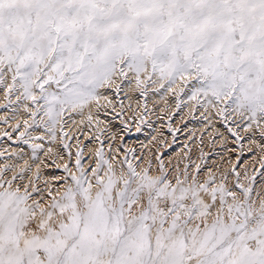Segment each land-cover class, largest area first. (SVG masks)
Listing matches in <instances>:
<instances>
[{"label":"snow or ice","instance_id":"obj_1","mask_svg":"<svg viewBox=\"0 0 264 264\" xmlns=\"http://www.w3.org/2000/svg\"><path fill=\"white\" fill-rule=\"evenodd\" d=\"M9 74L53 140L65 111L110 103L102 90L129 75L142 95L192 84L190 99L231 106L264 138V0H0V84ZM96 155L89 177L78 152L47 204L31 182L13 186L24 169L0 179V264H264V199L238 173L234 191L226 176L173 182L163 163L151 175L127 158L117 175Z\"/></svg>","mask_w":264,"mask_h":264},{"label":"rangeland","instance_id":"obj_2","mask_svg":"<svg viewBox=\"0 0 264 264\" xmlns=\"http://www.w3.org/2000/svg\"><path fill=\"white\" fill-rule=\"evenodd\" d=\"M5 81L6 83L0 84V93L2 95L0 104L2 108L6 109L10 107V105L14 106L15 110L9 111L10 113L14 111L15 114L9 115V118L14 119V123L6 122V117L4 116L0 117V124H3L2 127L4 128V130H0V163H2L0 164V169H9L0 173V179H11L14 174H18L24 169L23 181L22 179H17L14 182L15 186L20 185L23 190V186L29 185L31 182L29 191L31 192L33 188L37 190L33 192V196H36L38 193H40V196L43 192V196L50 199L48 196L49 189L54 191L53 194H56L59 192V185H61V183L62 185L64 184L65 187L70 183L68 179L70 172L69 167H76V163L70 160L68 162L58 163L56 151L49 147L48 144L45 145V148L42 147V149L36 153L38 159L33 158V142L29 140L33 141L36 136L33 135L32 132L36 129L43 130V135L40 136L37 134V137H43L39 139V141L42 140L43 143H46L51 138L50 134L46 131L45 127L39 123L40 117L36 118L38 121L37 124H32L30 112L34 110L35 106L32 105L31 101H18L17 97L20 95L19 91H13L11 94L8 93L7 84H11L12 82L10 74L5 77ZM149 85L145 95H142L140 90L136 87L134 89V94L140 98L141 106H143L142 108L140 104H135L136 106H134V103H132V100L129 99L128 96L127 98L129 100L126 106L122 107L128 125L124 126L121 123V127H126L125 129L127 131H124L125 135L129 134L126 135L125 138H121V134L119 135L121 139H118V145L120 147L119 149L123 151L122 154L117 155H120L119 159L111 157V154H113L111 149L103 151L105 159L106 157H110L112 161L115 159L113 164L117 167L118 175L122 169H127V165L121 163L127 158L130 163L136 166L137 171H141L150 165L151 175H159L160 165L163 163L164 171L168 173L169 179H172L173 182L174 177L177 174H182L185 169H187L190 175H198V179L201 182H203L209 174L215 175L218 182L224 180L226 176L227 180L224 182L232 190L238 191V189L233 187L236 183L238 173L240 182L251 186L252 199L257 201V203L259 200L264 199V138L261 136V128L256 127L255 124H253L251 128H247L246 125L248 122L241 119L233 112L231 106H229L227 112H222L221 110L224 108L223 103L206 105L202 96L195 100L190 99L192 95V84H189L183 91H179L178 86H175L171 91L160 90L161 92L155 90L158 87L157 85ZM120 87H122V84H120ZM25 105H27V108H25ZM127 110L130 113L128 112V114H126ZM151 111L152 113L159 111V115L163 116L160 118L163 122L161 126H159V133L157 135L154 134V132L150 133L145 139L146 142H139L137 140H140L146 135L144 134V130L151 129L145 126L147 124L146 121H150V118L154 117L150 116L152 114ZM71 113L70 111L69 113L65 111L66 116L72 115ZM64 115L60 123H58L62 127H56V137H59L58 140L60 141L58 147L66 151L67 154L70 153L72 142H75L78 144V146H76V152L78 153L82 147L85 148V145H79V141H75L73 138L77 137V140H79L82 137V135H80L81 129L76 128L72 131V134H67V125L63 126L64 122H62ZM13 116L15 117L13 118ZM118 116L121 115L118 114ZM141 116L144 117L142 118ZM208 116L210 119L211 116L215 117V119L218 118L216 119L217 125L221 127L222 130L224 129L226 131V135L221 134V130H217L214 125H211L210 121L212 119L210 120L207 118ZM138 117L142 119H138ZM204 117L205 119H203ZM25 121L28 122V125L32 126L26 127ZM134 123H137V127L133 126ZM195 123H201L200 125H203V127L199 128V126L197 127L196 125L195 127ZM18 124L19 127L17 128ZM154 125L155 124H153V126ZM58 132L60 133L58 134ZM24 133L27 134L24 135L23 139H20L21 134ZM7 139L13 144H27L30 154L16 156L14 154H8V152L4 150L6 147H3ZM123 139L134 140L131 141V143L129 142L125 148L123 145L125 140ZM33 144L38 143L34 142ZM65 145H67V147H65ZM49 149H51V151H49ZM86 153L81 157V163L89 158V154ZM2 154L4 156H2ZM26 159H28L29 163L25 166L22 163ZM33 162L39 163L41 169L33 170ZM46 162H49V166H45ZM97 162L98 157L96 155V157H92L86 166L83 167L87 171L89 177L92 176V169L96 167ZM65 165H67L68 171H65ZM197 165L200 166L198 174ZM29 168L30 170H28ZM37 172L39 173V178L36 176ZM50 172L51 174L53 173V175H51ZM31 173L32 175H30ZM207 173L208 175H206ZM75 174H78V169ZM181 178L183 177L181 176ZM22 183L24 184L21 185ZM38 187H42L43 189H39ZM39 196H37V200L44 201V197L39 198ZM48 201L49 200H47V203Z\"/></svg>","mask_w":264,"mask_h":264},{"label":"bare ground","instance_id":"obj_3","mask_svg":"<svg viewBox=\"0 0 264 264\" xmlns=\"http://www.w3.org/2000/svg\"><path fill=\"white\" fill-rule=\"evenodd\" d=\"M116 84H120L119 83V79H117L115 81ZM151 84V83H150ZM8 85V84H7ZM150 86V85H149ZM155 86V85H154ZM135 82H134V77H132L131 75H129V78L128 80L124 81V83L122 84V87H121V91L119 93H117L115 91V88H113L111 91H104L102 90L103 94L105 96L108 97V101H101V104L99 107H97L95 104L91 105V106H87L83 109V112L80 113V112H72L70 116H66V114L64 115V118L62 119V122H64L63 126H66L67 125V134H72V131H74V129L76 128H80L81 129V133L80 135H82V137L77 140V137H74L73 140L75 141H79V145H85V148H81L79 153H81V157L83 156L84 153L86 154H89V158L85 161V162H82V167L86 166V164L91 160L92 157H96V153L99 150H103V151H107V150H110L111 149V152L113 154H111V157H114L115 159H119L120 155L117 156L118 154H122L123 151H121L119 148V145H118V139H121V138H125L126 135L128 134H124L127 130L125 129L126 127H121V125L123 124L124 126H127L128 123L127 122V119H126V115L123 114V110H122V107L126 106V103L129 99L132 100V103H134V106L136 105H139L141 106V102H140V98L139 96L137 97L135 94H134V89H135ZM150 88V87H149ZM175 88V87H174ZM179 88V86H178ZM151 90V89H150ZM153 90V89H152ZM148 91V90H147ZM152 92V91H151ZM150 92V93H151ZM161 92V91H160ZM159 92V93H160ZM137 93V92H135ZM153 93V92H152ZM155 93V92H154ZM157 93V92H156ZM140 94V93H139ZM128 96V98H127ZM141 96V95H140ZM2 95L0 93V100L2 99L1 98ZM130 100V101H131ZM2 101V100H1ZM162 102V101H161ZM136 104V105H135ZM131 105V104H130ZM2 105L0 104V117L4 116L6 117L5 120L6 122H9V123H14V119H11L9 118V115L10 114H15L14 111H12L10 113L9 110H15V107L14 106H11L8 107L7 109L6 108H2L1 107ZM128 106V105H127ZM133 106V105H132ZM143 106H141L142 108ZM149 107V106H148ZM146 108V107H144ZM125 109V108H124ZM151 109V108H150ZM164 109V108H163ZM129 110V109H128ZM127 110V113L128 114V111ZM160 110V108H159ZM162 110V109H161ZM210 111V110H209ZM126 112V111H124ZM154 112V111H153ZM69 113V111H68ZM130 113V112H129ZM147 113V112H146ZM152 113V111H151ZM89 114L92 115L93 119L91 121V123H89L88 121V116ZM118 114H120L121 116H118ZM138 114V113H137ZM160 112L157 111L156 113H152L150 116H154V117H151L150 118V121H146L147 124L145 125L146 127L148 128H151L150 130L149 129H146L144 130V134L145 137L141 138L140 140H137L139 142H146L145 139L146 137L148 136V134L150 133H153L154 134H158L159 132V126H161L162 124V120L160 119L161 117L163 116H160L159 115ZM139 115V114H138ZM212 115V114H211ZM218 115V114H217ZM213 116V115H212ZM211 116V119L209 118V116L207 118H209L211 121V125H214V127L217 128V130H221V134H224L226 135V131L223 129H221V127H219L217 125V121L215 117H212ZM15 116H13L14 118ZM130 117V116H129ZM142 117V116H141ZM144 117V116H143ZM142 117V118H143ZM147 117V116H146ZM200 117V116H199ZM206 117V116H205ZM205 117L203 119H205ZM131 118V117H130ZM136 118V117H135ZM140 117H138V119H142ZM148 119V118H147ZM72 120V121H70ZM145 120V119H144ZM155 120V122H154ZM201 120V119H200ZM131 121V120H130ZM220 121V119H219ZM132 122V121H131ZM134 122V120H133ZM122 123V124H121ZM143 123V122H142ZM219 123V122H218ZM153 124H155L153 126ZM201 123H195L194 126L196 125L197 127L199 126V128H202L203 125H200ZM3 124H0V130H4V128L2 127ZM57 126H60L59 124ZM133 126H136L137 127V123H134ZM164 126V125H163ZM195 126V127H196ZM204 126H207V125H204ZM221 126V125H220ZM62 127V126H60ZM10 128V127H8ZM142 128V127H141ZM213 128V127H212ZM124 129V130H122ZM197 129V128H196ZM125 131V132H124ZM134 131V130H133ZM212 132V131H211ZM60 132H58L59 134ZM163 133V132H162ZM33 135H35L36 137L38 136L37 134H39L40 136L43 135V130L41 129H36L35 131L32 132ZM121 134V138H119V135ZM153 134V135H154ZM140 136V135H139ZM142 136V135H141ZM36 137L34 138V140H29L31 142H36L40 145H42L43 148H45V145L48 144L49 147L53 148L55 151H56V157H57V162L60 163V162H68L69 160L74 163H76V160H77V148L76 146H78V144H76L75 142H72V146H71V149H70V153H67L66 154V151L64 150H61L59 147H58V143L60 142L58 140L59 137H56L54 140L53 139H49L46 143H43L42 140L39 141V139H36ZM156 137V136H155ZM167 137V136H166ZM12 139V138H11ZM125 140V143H123V145L126 146L129 144V142L131 143V141H133L132 139H123ZM136 141V142H137ZM104 142V143H103ZM32 143V144H33ZM122 144V142H121ZM175 144V143H174ZM138 146V145H137ZM140 146V144H139ZM3 147H6L4 150L8 152V154H14L15 156L16 155H29L30 154V150L28 149V145L25 144V143H22L21 145L20 144H13V143H10L8 141V139L6 140V142L3 144ZM179 148V147H178ZM195 148V147H194ZM197 148V147H196ZM47 149V148H46ZM182 149V148H181ZM3 150V149H2ZM149 150V149H148ZM147 150V151H148ZM180 152V151H179ZM6 153V152H5ZM4 154V153H3ZM2 154V156H4ZM110 154V153H109ZM138 155V154H137ZM133 156V155H132ZM135 157V155H134ZM137 157V156H136ZM139 158V157H138ZM107 160H109L114 169L116 170L117 172V167L115 164H113L114 160L112 161V159L110 157H106ZM214 159V158H213ZM3 160V159H2ZM29 161L28 159H26L22 164L23 165H28ZM73 163V164H74ZM2 164V163H0ZM33 170L35 169H41L40 168V164L37 163V162H33ZM51 165V164H50ZM45 166H49V162H46L45 163ZM52 166V165H51ZM50 166V167H51ZM139 167V166H138ZM52 168V167H51ZM52 170V169H51ZM210 170V169H208ZM69 171L73 174L77 173V168L75 166H72V167H69ZM153 172V171H151ZM156 172V171H155ZM208 172V171H207ZM205 173V172H204ZM210 173V172H209ZM212 173V171H211ZM214 173V172H213ZM51 174V172H50ZM32 175V173L30 174ZM53 175V173L51 174ZM55 175V173H54ZM118 175V174H117ZM208 175V173L206 174ZM50 177V176H49ZM55 177V176H54ZM57 179V178H56ZM218 180V179H217ZM23 181V179H22ZM24 183H22L21 185H23ZM15 187V184L13 185ZM39 189H41L40 187H38ZM63 188H65L64 184L62 185H59V192L63 190ZM43 189V188H42ZM54 192V191H53ZM40 193H38L36 196H33V199H38L37 196H39ZM55 194V193H54ZM41 197H44V201H42L43 204H46L47 203V200H49L46 196H43V192L42 194L39 196V198Z\"/></svg>","mask_w":264,"mask_h":264}]
</instances>
